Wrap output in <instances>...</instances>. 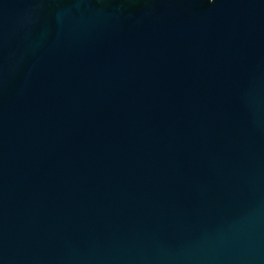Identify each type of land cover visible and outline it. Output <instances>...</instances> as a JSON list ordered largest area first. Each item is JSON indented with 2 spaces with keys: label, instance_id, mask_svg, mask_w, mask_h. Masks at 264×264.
Returning <instances> with one entry per match:
<instances>
[{
  "label": "water",
  "instance_id": "1",
  "mask_svg": "<svg viewBox=\"0 0 264 264\" xmlns=\"http://www.w3.org/2000/svg\"><path fill=\"white\" fill-rule=\"evenodd\" d=\"M0 264H264V0H0Z\"/></svg>",
  "mask_w": 264,
  "mask_h": 264
}]
</instances>
